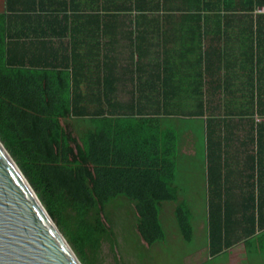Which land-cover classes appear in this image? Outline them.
Segmentation results:
<instances>
[{
    "label": "trees",
    "instance_id": "16d2710c",
    "mask_svg": "<svg viewBox=\"0 0 264 264\" xmlns=\"http://www.w3.org/2000/svg\"><path fill=\"white\" fill-rule=\"evenodd\" d=\"M58 22L94 25V43L79 51L73 37L69 55L53 60L44 27ZM203 50L192 64L205 72L174 76L180 58ZM149 67L159 75L140 76ZM233 117L264 119V0H0V138L82 264H102L105 244L125 264L121 209L148 248L166 241L161 214L174 202L182 239L193 242L178 184L184 138L199 130L193 120L203 123L208 156L209 259L233 244L236 215L256 222L247 203H217L228 164L219 152H229L217 129ZM251 130L262 159L264 120Z\"/></svg>",
    "mask_w": 264,
    "mask_h": 264
},
{
    "label": "crops",
    "instance_id": "0c3cea01",
    "mask_svg": "<svg viewBox=\"0 0 264 264\" xmlns=\"http://www.w3.org/2000/svg\"><path fill=\"white\" fill-rule=\"evenodd\" d=\"M26 28L36 29L37 27L26 26ZM44 28L47 30L48 34L46 42L49 51L55 55L52 57L53 60H61L63 57L69 55L73 37L76 40L79 51H83L80 48H85L82 43H94V41L90 42V38H92L96 31L94 25L77 23L73 24L71 27L64 22H58L47 25ZM71 28L72 30L77 29L79 32H74L72 35L70 31ZM68 29L69 32H67ZM123 34H125V36ZM151 35V37L149 35V38L155 40L161 39V33L155 34V32H153ZM113 36L114 33H112L111 39H113ZM120 36H122V38H120L122 40L123 37L126 39L130 37V35L126 33H121ZM107 42L108 39L106 40V43ZM159 57L160 56L154 54L152 56L150 55V57L145 60L156 62L159 60ZM204 58H206L204 50L201 53L184 58L185 64L183 65L180 64L183 62L180 58L179 60L181 62L178 63V67L174 68V76L176 78L193 77L195 74L205 72L206 69H208L206 65L202 64L201 67L197 65L195 68L192 64L194 62L203 61ZM189 63L190 66H187ZM156 70V67L152 70L149 67L148 71H144L140 76L154 77L153 75H159ZM134 75V72L127 73L125 70H121V77L125 79ZM184 86L187 85L184 84ZM133 87L131 82H122L121 88L124 90ZM227 120L229 122L226 124L222 122V127H218L216 135L218 141H226L227 146H229L228 154H224V152L220 154L219 152V155H222L219 159H225L227 157L228 164L224 165L222 170L218 172L217 190L221 192L217 195V203L226 204L228 200H231V203L235 206H242L247 203L250 206V213L252 211L251 207L253 206V215H255L254 219L256 222L250 218L247 223L241 221V223L238 224L241 215H236L234 217L235 224L228 231V235L231 237L233 244L222 248V251L216 256L215 264H264V150L263 153L260 154L262 157V159H260V148L258 149L257 147L258 143L256 139H251L253 136L251 126L253 125L256 131L257 123H262L264 119L253 117L251 120L249 117H233ZM229 123H231L232 127L227 126ZM187 136L189 135L186 134L184 138V145L181 149L180 158L184 155L188 158L197 157L199 151H197L193 139H187ZM200 151L204 153L207 162V150L201 149ZM258 205L260 206L259 213L256 209ZM257 222L260 223V227H258ZM245 238H249V241L253 239V241L246 244ZM205 249L207 252V247ZM210 260H212L211 262L214 264V259Z\"/></svg>",
    "mask_w": 264,
    "mask_h": 264
},
{
    "label": "rangeland",
    "instance_id": "374dc122",
    "mask_svg": "<svg viewBox=\"0 0 264 264\" xmlns=\"http://www.w3.org/2000/svg\"><path fill=\"white\" fill-rule=\"evenodd\" d=\"M191 123L192 127H198L199 130L193 131L192 129V131L187 132L189 135L187 139H193L199 153L197 157L188 158L184 155L180 158L178 184L182 189V199H187L191 205L194 217L193 242L187 243L182 239L175 217L177 205L174 202H166L161 214L167 235L166 241L148 248L142 247L144 243L139 242L140 237L126 219L127 211L121 209L116 218L120 239L118 251L123 256L120 260L121 263L141 264L139 260L141 258L142 264H213L205 249L208 240L209 203L212 201L207 162L204 153L200 151L202 145L205 144V132H202L203 123L200 120H193ZM117 202H124V200L119 199ZM215 260L216 257L214 264ZM102 264H116L114 253L109 244H105L103 247Z\"/></svg>",
    "mask_w": 264,
    "mask_h": 264
},
{
    "label": "water",
    "instance_id": "95a60500",
    "mask_svg": "<svg viewBox=\"0 0 264 264\" xmlns=\"http://www.w3.org/2000/svg\"><path fill=\"white\" fill-rule=\"evenodd\" d=\"M0 138V264H82Z\"/></svg>",
    "mask_w": 264,
    "mask_h": 264
}]
</instances>
